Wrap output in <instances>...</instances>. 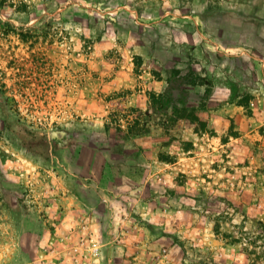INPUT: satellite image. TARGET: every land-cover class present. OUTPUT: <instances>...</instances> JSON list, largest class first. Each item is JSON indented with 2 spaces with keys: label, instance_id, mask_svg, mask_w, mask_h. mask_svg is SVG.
Masks as SVG:
<instances>
[{
  "label": "rangeland",
  "instance_id": "rangeland-1",
  "mask_svg": "<svg viewBox=\"0 0 264 264\" xmlns=\"http://www.w3.org/2000/svg\"><path fill=\"white\" fill-rule=\"evenodd\" d=\"M0 264H264V0H0Z\"/></svg>",
  "mask_w": 264,
  "mask_h": 264
},
{
  "label": "trees",
  "instance_id": "trees-1",
  "mask_svg": "<svg viewBox=\"0 0 264 264\" xmlns=\"http://www.w3.org/2000/svg\"><path fill=\"white\" fill-rule=\"evenodd\" d=\"M121 128V132H123V128L122 127H120Z\"/></svg>",
  "mask_w": 264,
  "mask_h": 264
}]
</instances>
